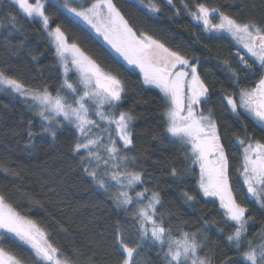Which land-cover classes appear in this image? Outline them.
Segmentation results:
<instances>
[{"label": "snow or ice", "instance_id": "6c2138e0", "mask_svg": "<svg viewBox=\"0 0 264 264\" xmlns=\"http://www.w3.org/2000/svg\"><path fill=\"white\" fill-rule=\"evenodd\" d=\"M161 2L179 16L175 0ZM180 2L201 27V36L213 40L221 38L213 33H227L239 46L217 65L227 88L216 91L214 83L202 79L200 57L189 55L190 49L182 44L174 48L166 38L139 30L114 0H81L79 4L75 0H7L8 8L40 26L59 81L58 85L28 87L12 74L15 69L10 64L0 62V93L22 98L34 117L28 121L22 151L32 156L36 139L54 142L62 131L70 132L73 165L95 194L111 201L117 219L104 233L96 232L95 217H81L89 203L73 201L65 179H53L46 162L31 170L9 167L0 158V172L7 179L0 185V264H98L105 240L109 243L99 264H138L136 257L145 245L155 247L157 264H213L211 255L200 254L213 229L221 236L230 230L226 243L235 256H225L221 264H264V225L250 236L254 217L248 215L250 206L264 210V10L259 18L243 13L233 16L204 2L195 3L194 10L184 0ZM139 3L147 12L158 15L161 11V4ZM49 9L66 12L69 23L79 21L77 27L86 26L80 31L112 63L138 70L141 88L158 90L161 111L155 139L178 146L177 155L186 164L183 175L176 168L170 175L181 183L185 177H196L191 193H181L184 202L191 205L200 199L213 204L219 221L203 220L195 231H182L171 224L170 215L166 220L158 213L162 207L159 192L147 187L136 191L146 177L143 169L137 170L138 156L131 154L137 117L121 110L128 84L119 72L106 71L88 55L61 24L53 27ZM214 18L217 23L212 22ZM3 21L12 31L18 30L16 15L3 14ZM251 77H257L254 86H242ZM213 94L222 109L219 118L214 108L204 107ZM225 116L233 122L231 126L240 125L237 133L243 135L233 133L226 138L231 126L225 123L221 132L220 120ZM257 128L260 138L254 136ZM25 180L30 181L27 190ZM102 203L91 206L99 208ZM134 206L132 231L119 213L127 214ZM53 235L67 241L63 250L54 244Z\"/></svg>", "mask_w": 264, "mask_h": 264}, {"label": "trees", "instance_id": "16d2710c", "mask_svg": "<svg viewBox=\"0 0 264 264\" xmlns=\"http://www.w3.org/2000/svg\"><path fill=\"white\" fill-rule=\"evenodd\" d=\"M71 2V1H70ZM76 2V1H75ZM119 6L123 14L139 30H147L150 34H155L157 38H166L169 46L175 48L176 45L182 44L184 48H189L188 54L198 56L201 60V72L207 79L208 83H214L216 91L222 87L227 88L223 84V76L221 69L217 66L218 62L229 58L230 49L225 40L213 39L208 40L201 36V29L189 20V16L183 10V5L180 0H175L177 8H180L179 16H174V9L171 6L162 4L161 0H153L148 2L144 0V4L149 3L161 4V14L147 12V9L140 5L139 0H114ZM189 5L191 10H194L195 3L204 2L209 7H220L226 14L239 16L241 13L245 17L255 15L259 18L261 8V0H184ZM254 6V7H253ZM147 12V15L145 13ZM11 13L17 16V29L12 31L7 27V22L3 21V14ZM48 14L52 16L54 23L61 24L66 34L72 39L78 41L83 50L88 55H91L97 62L101 64L106 71L119 72L121 78L128 84L125 100L121 105V110L131 111L137 117L135 121V148L133 153L138 156L137 170L143 169L146 182L140 185L136 191L142 188H149L152 191L160 193L162 207L158 208V213L165 215V219L171 216V224L181 228L182 231H195L199 226V222L219 221L220 214L217 212L216 206L211 203H204L202 200L191 205L184 202L181 195L182 192L191 193L193 187L192 181L195 177H185L183 183L180 178H173L170 173L173 168L183 175V170L186 164L183 162V157L177 155V147L166 144H161L155 137L158 135L156 125L158 124V116L161 111L159 107L160 100L157 96V90H148L141 88L140 82L137 79L138 71H132L131 68L124 65L121 67L118 64L112 63L110 59L102 56L95 44L89 41L80 28L86 29V26L80 24L69 23L66 20L68 15L66 12L60 14L52 9H49ZM0 62L6 61L10 64L18 79H21L28 87H36L37 84H59L55 79L56 72L54 69L52 52L48 51V41L44 39L40 31V26L32 22L30 18L21 17L16 9L7 7V0H0ZM8 39L5 40L4 38ZM194 37H199L194 40ZM72 42V40H70ZM207 45V47H205ZM35 57V59H33ZM235 60L232 61L233 67ZM125 68L128 70L125 71ZM253 77L250 78L247 84L242 86H250L253 84ZM250 83V84H249ZM231 91V89H228ZM55 94V89H52ZM216 95L213 94L208 102L209 107H213L217 118L220 117L222 109L216 102ZM207 105V106H208ZM34 119L32 111L27 107L22 98H19L12 93H0V158H2L7 166L27 167L31 170H36L45 162L49 166V172L53 179H65L66 190L68 191L73 201H87L89 207L81 210V217L85 220L93 221L94 230L98 233H104L105 229L117 219L116 212L111 201L103 196L95 194L89 187L87 181L83 180L79 169L75 168L70 157V146L73 142L70 132L62 131L56 141L47 138L45 141L35 140L37 150L34 155L29 156L27 152L22 151L27 143V131L29 130L28 121ZM221 132H224L223 125L228 123L233 124L231 120L224 117L220 120ZM240 125L231 126V130L227 132V137H232L233 133H237ZM35 131L36 129H32ZM248 132H253V128L249 126ZM243 135V133H237ZM254 136L260 138L259 129L257 128ZM150 178V183L147 182ZM35 177H33V180ZM7 179L5 174L0 172V185L6 184ZM30 181L25 180V190L28 189ZM103 201L99 208H94L98 202ZM134 206L129 213L120 212L122 219L129 221L127 227L134 231L131 212L136 210ZM24 208H27V202L24 201ZM251 211L249 216L254 217L253 224L250 228L249 235L258 233L261 226L264 225V210L250 206ZM34 219H38L33 216ZM186 224V227H181ZM167 226V224L165 225ZM220 226V225H217ZM230 230L217 235L215 229L209 233L207 246L200 253L201 255H211L214 258L213 264H221L225 256H235V253L228 247L226 237ZM178 238V237H177ZM78 240L79 237H76ZM53 242L56 246L62 247L67 241L59 240L53 235ZM109 241L105 240L101 251L98 253L99 261L104 260V252L107 251ZM138 264H157V255L155 247L145 245L141 248L136 257Z\"/></svg>", "mask_w": 264, "mask_h": 264}, {"label": "rangeland", "instance_id": "374dc122", "mask_svg": "<svg viewBox=\"0 0 264 264\" xmlns=\"http://www.w3.org/2000/svg\"><path fill=\"white\" fill-rule=\"evenodd\" d=\"M71 1V0H70ZM76 1V4H79L80 2H81V0H75ZM148 2H153V0H147V3ZM85 6H87V4H85ZM118 6V5H117ZM119 7V6H118ZM79 22V21H78ZM192 22L193 23H197L196 21H193L192 20ZM213 23H217L218 22V18H214L213 19V21H212ZM200 29H201V27H199ZM213 35H215V36H219V37H222V39L223 40H225V42H226V44H228V46H229V49H230V53L232 52V53H235L236 52V50H237V47H239L238 45H236V43H235V41L233 40V38L229 35V34H227V33H213ZM70 42V41H69ZM71 43V42H70ZM234 64H236V62H234ZM127 66V65H126ZM127 67H129V68H131V66H127ZM136 71H138V70H136ZM250 84V83H249ZM253 84H251L250 86H252ZM246 86V85H245ZM248 86V85H247ZM158 91V90H157ZM213 108V107H212ZM101 127L103 128V127H106L105 125H101ZM96 134L97 135H99L100 133L97 131L96 132ZM190 163V162H189ZM196 178V177H195ZM133 195H134V193H133ZM251 211V210H250ZM249 211V212H250Z\"/></svg>", "mask_w": 264, "mask_h": 264}, {"label": "flooded vegetation", "instance_id": "af4514ba", "mask_svg": "<svg viewBox=\"0 0 264 264\" xmlns=\"http://www.w3.org/2000/svg\"><path fill=\"white\" fill-rule=\"evenodd\" d=\"M161 11H163L162 9H161ZM161 11H160V14H161ZM189 20L192 22V20H191V17L189 16ZM193 23V22H192ZM195 25H197V23H194ZM200 72H201V68H200ZM201 76H202V79H205L206 80V82H208L207 81V79L202 75V72H201ZM254 79H253V85L252 86H254V84H255V80L257 79V77H253ZM208 102H210V98H209V101ZM209 103H207L206 105H204V107L205 108H209V105H208ZM208 105V106H207Z\"/></svg>", "mask_w": 264, "mask_h": 264}]
</instances>
